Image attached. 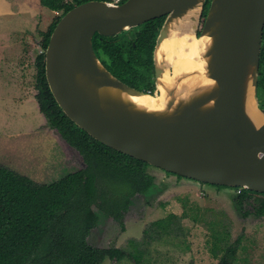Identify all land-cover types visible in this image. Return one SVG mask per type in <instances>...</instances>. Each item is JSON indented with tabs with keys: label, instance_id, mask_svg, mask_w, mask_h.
Masks as SVG:
<instances>
[{
	"label": "water",
	"instance_id": "95a60500",
	"mask_svg": "<svg viewBox=\"0 0 264 264\" xmlns=\"http://www.w3.org/2000/svg\"><path fill=\"white\" fill-rule=\"evenodd\" d=\"M86 0L64 12L44 50L45 76L62 111L94 139L150 165L201 182L264 192V107L257 79L264 0ZM197 9L195 37L206 35L209 86L149 110L124 94H151L113 75L97 57L95 32L110 36L164 15L153 48L155 91L172 67L158 63L156 48L169 24ZM182 76V75H181ZM187 76L183 75L182 77ZM249 87L261 120L249 114Z\"/></svg>",
	"mask_w": 264,
	"mask_h": 264
},
{
	"label": "trees",
	"instance_id": "16d2710c",
	"mask_svg": "<svg viewBox=\"0 0 264 264\" xmlns=\"http://www.w3.org/2000/svg\"><path fill=\"white\" fill-rule=\"evenodd\" d=\"M83 1L86 0H40L47 9L61 12L41 31L42 50L35 56L34 86L35 99L47 124L80 153L85 165L50 182H38L0 164V264H102L105 258L118 262L129 259L139 264L152 242L181 238L185 217L201 221L197 207L195 212L187 211L186 199L182 200L180 214L170 212L150 221L141 237H129L125 246H95L88 242L90 230L102 218L111 217L122 223L137 193L148 198L160 193L163 186L148 172L150 164L105 145L77 126L59 107L48 86L44 50L50 33L64 12ZM209 3L210 0H205L202 17ZM164 18L162 15L149 19L115 35L95 32L92 45L97 57L128 85L140 90L154 87L153 48ZM262 93L264 27L257 79L258 102L264 107ZM248 192L252 191L241 187L234 198L235 208L243 215ZM208 223L212 237L209 248L216 258L215 264H236L242 235L231 240L223 223L214 220ZM216 223L221 227L217 228Z\"/></svg>",
	"mask_w": 264,
	"mask_h": 264
},
{
	"label": "rangeland",
	"instance_id": "374dc122",
	"mask_svg": "<svg viewBox=\"0 0 264 264\" xmlns=\"http://www.w3.org/2000/svg\"><path fill=\"white\" fill-rule=\"evenodd\" d=\"M49 11L45 8L43 13L47 15ZM60 12H49L47 19L51 21ZM202 23L200 17L198 26ZM33 34L30 45L25 42L17 53L4 54L0 62V164L38 182H50L85 164L80 153L47 124L39 110L34 86L35 56L42 50V33L35 30ZM148 172L163 186L162 191L148 198L137 193L123 224L111 217L102 218L90 230L89 243L125 246L129 237L140 238L150 221L170 212L180 214L182 200L187 199V211L192 213L198 208L201 221L193 222L185 217L181 238L152 242L139 264H215L216 258L209 248L212 237L208 222L213 220L227 227L231 240L242 235L236 264H264V195L248 192L244 200L246 215H243L235 208L234 198L239 193L236 187H216L178 177L153 165H149ZM216 224L217 228L221 227ZM102 264L135 263L129 259L118 262L105 258Z\"/></svg>",
	"mask_w": 264,
	"mask_h": 264
},
{
	"label": "bare ground",
	"instance_id": "6f19581e",
	"mask_svg": "<svg viewBox=\"0 0 264 264\" xmlns=\"http://www.w3.org/2000/svg\"><path fill=\"white\" fill-rule=\"evenodd\" d=\"M197 12V9H190L183 17L172 21L169 24L168 35L156 48L157 62L172 67L171 73L165 70L159 77L157 93L153 95L125 93L126 99L149 110H161L172 92L177 99H184L212 83L205 75L204 52L209 44V37L206 35L195 37L192 34V24L196 22ZM251 92L252 88L249 87L246 106L249 114L258 122L261 116L255 107Z\"/></svg>",
	"mask_w": 264,
	"mask_h": 264
},
{
	"label": "crops",
	"instance_id": "0c3cea01",
	"mask_svg": "<svg viewBox=\"0 0 264 264\" xmlns=\"http://www.w3.org/2000/svg\"><path fill=\"white\" fill-rule=\"evenodd\" d=\"M45 8L40 0H0V62L4 54L17 53L25 42L30 45L34 31L40 33L50 23L49 12L57 11L46 15ZM7 48L13 51L6 52Z\"/></svg>",
	"mask_w": 264,
	"mask_h": 264
},
{
	"label": "flooded vegetation",
	"instance_id": "af4514ba",
	"mask_svg": "<svg viewBox=\"0 0 264 264\" xmlns=\"http://www.w3.org/2000/svg\"><path fill=\"white\" fill-rule=\"evenodd\" d=\"M201 17H202V14H201ZM204 18H205V16L204 17H202V21L204 20ZM154 75L155 74H153V81H154V84H153V86L154 87H150V88H143V89H146V91L145 90H143V89H141L142 91H145V92H148V93H154V91H155V79H154ZM119 78V77H118ZM120 80H122V78H119ZM124 82V81H123ZM131 86V85H130ZM135 88H137V87H135ZM138 89V88H137ZM140 90V89H139ZM201 182V181H200ZM228 187H232V186H228ZM240 188L241 187H239V188H237V190H238V192H240ZM252 191V190H251ZM253 193H256V194H260V195H264V192H258V191H252Z\"/></svg>",
	"mask_w": 264,
	"mask_h": 264
},
{
	"label": "built area",
	"instance_id": "2783aa9c",
	"mask_svg": "<svg viewBox=\"0 0 264 264\" xmlns=\"http://www.w3.org/2000/svg\"><path fill=\"white\" fill-rule=\"evenodd\" d=\"M111 1H113V2H120V0H111Z\"/></svg>",
	"mask_w": 264,
	"mask_h": 264
}]
</instances>
